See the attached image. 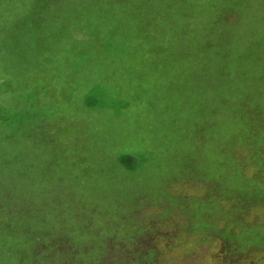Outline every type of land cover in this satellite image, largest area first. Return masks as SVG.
<instances>
[{"label": "rangeland", "instance_id": "rangeland-1", "mask_svg": "<svg viewBox=\"0 0 264 264\" xmlns=\"http://www.w3.org/2000/svg\"><path fill=\"white\" fill-rule=\"evenodd\" d=\"M39 1L0 0V187L23 218L94 243L193 203L211 46L264 43V0Z\"/></svg>", "mask_w": 264, "mask_h": 264}, {"label": "trees", "instance_id": "trees-1", "mask_svg": "<svg viewBox=\"0 0 264 264\" xmlns=\"http://www.w3.org/2000/svg\"><path fill=\"white\" fill-rule=\"evenodd\" d=\"M111 1L117 4H87ZM211 50L215 108L209 120L202 111L198 131L202 152L211 158L202 154L191 180L198 187L195 201L171 200L167 218L145 222L120 239L112 233L108 241L88 243L85 231L40 232L39 215L23 218L18 188L1 186L0 264H264V43L239 49L226 41Z\"/></svg>", "mask_w": 264, "mask_h": 264}]
</instances>
